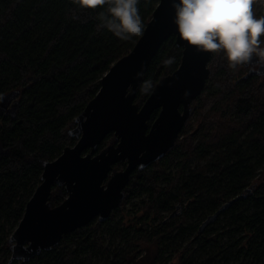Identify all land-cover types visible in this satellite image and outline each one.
<instances>
[{"label": "trees", "instance_id": "trees-1", "mask_svg": "<svg viewBox=\"0 0 264 264\" xmlns=\"http://www.w3.org/2000/svg\"><path fill=\"white\" fill-rule=\"evenodd\" d=\"M157 3L137 0L141 31L131 34L114 27L118 20L110 12L113 0L95 6H82L79 0H0V210L13 213L17 223L41 182L44 161L55 159L75 143L69 131L76 116L95 96L112 64L133 48ZM250 9L255 18L264 17V0H252ZM259 39V47L264 48V35ZM182 53L174 35L162 44L143 74L135 102L143 104L156 83L179 66ZM209 67L204 89L191 102L192 117L174 146L163 158L132 173L120 206L107 221L93 219L65 234L51 249L54 258L47 264H71L81 252L86 253L84 264H91L94 253L108 254L104 233L122 228L117 214L143 192L150 198L139 210L146 217L153 214L154 220L161 217L163 208H173L171 199L185 192L198 197L193 210L209 213L218 210L223 200L240 195L222 214L231 217L230 225L264 234V81L257 75L246 77V67L241 62L232 66L223 49L213 54ZM157 115L155 110L150 120ZM113 141L114 135L108 134L99 150ZM194 156H204V165L191 169ZM176 158L179 167L172 178L167 171ZM124 166L119 162L114 168ZM212 169L215 174L206 176ZM162 175L170 179L165 187L158 185ZM32 177L37 182L29 185ZM66 196L65 188L54 184L51 205ZM184 223L198 226L188 221L186 212L178 221L165 227L160 224L161 230H142L139 238L129 240L128 252L141 246L146 251L138 264H160L163 240L175 227H181L177 234H182L187 229ZM77 233L82 236L74 238ZM219 235H204L205 242L217 241ZM70 241L74 246L64 248ZM2 249L11 251L9 239L0 245ZM225 251L215 250L204 264ZM30 264H44L43 256L33 257Z\"/></svg>", "mask_w": 264, "mask_h": 264}, {"label": "water", "instance_id": "water-1", "mask_svg": "<svg viewBox=\"0 0 264 264\" xmlns=\"http://www.w3.org/2000/svg\"><path fill=\"white\" fill-rule=\"evenodd\" d=\"M173 3L158 0L133 48L112 64L95 96L76 116L69 131L76 142L67 145L55 159L44 161L41 182L9 238L8 264L14 260L27 262L51 250L65 234L86 226L96 216L99 221H107L122 202L131 174L163 158L174 146L191 116V102L204 89L216 50H204L184 40L174 23ZM173 35L177 45L183 47L180 64L156 83L140 105L135 98L143 74ZM157 109L159 113L150 123ZM110 133L117 143L99 150ZM122 161L125 168L108 178L114 165ZM54 184L63 186L67 196L52 206Z\"/></svg>", "mask_w": 264, "mask_h": 264}, {"label": "rangeland", "instance_id": "rangeland-1", "mask_svg": "<svg viewBox=\"0 0 264 264\" xmlns=\"http://www.w3.org/2000/svg\"><path fill=\"white\" fill-rule=\"evenodd\" d=\"M218 50V49H217ZM216 50V51H217ZM215 51V52H216ZM214 52V53H215ZM191 126L193 120H191ZM76 142V141H75ZM197 143V140H195ZM264 177V176H263ZM29 185L35 183L36 179L31 178ZM39 183V182H38ZM141 195V194H140ZM132 197L126 204L125 211L117 214L116 220L122 218L123 226L114 232L106 231L103 235L104 248L108 250V254L96 252L93 255L91 264H138L137 261L145 253L146 249L141 246L133 248L128 252L129 240H136L142 234V230H161L163 226L179 220V217L172 219L164 217L154 220L150 216L142 215L141 209L133 204ZM177 199H171L172 207L175 206ZM171 206V205H170ZM123 209V208H122ZM171 208H163V216H165ZM187 210L190 213L188 221L196 223V227H188V223H184L183 227L187 229L182 234H177L181 227H175L172 232L166 236L162 242L163 253L160 257V264H204L205 260L217 249H226L220 256L214 257L211 264H264V234L257 231H247L238 226V224L230 225L232 219L226 218L225 215L217 220H205L199 216L200 212L206 209H199L198 217L202 219H193L197 215H193L192 204L187 205ZM207 211V210H206ZM173 221V222H172ZM162 224L163 226L159 227ZM18 223L15 216L6 214L0 210V245L10 238L11 232L15 230ZM110 225H114L112 222ZM219 233L217 241L210 240L205 242L204 235L215 236ZM128 235V239L126 236ZM82 233L75 234L74 238H79ZM216 242L218 244H215ZM10 246L11 242L9 240ZM74 246V242L70 241L64 248ZM256 255L253 253L255 250ZM11 250V249H10ZM134 257H133V255ZM11 256V251L6 249L0 251V264H7ZM43 256V263L47 264L54 258L52 250L47 254L46 251L41 253ZM86 253L81 252L80 255L72 261L71 264H84ZM21 260H14L12 264H20ZM148 263V261H145ZM30 264L31 260L24 262ZM153 264V263H150Z\"/></svg>", "mask_w": 264, "mask_h": 264}, {"label": "clouds", "instance_id": "clouds-1", "mask_svg": "<svg viewBox=\"0 0 264 264\" xmlns=\"http://www.w3.org/2000/svg\"><path fill=\"white\" fill-rule=\"evenodd\" d=\"M98 0L97 3H103ZM82 6H95L89 0H79ZM137 0H113L110 12L118 23L116 29L131 34L141 31ZM252 0H174L179 34L189 44L204 50L223 49L228 61L249 60L253 53L264 58L259 37L264 35V17L255 18L250 9ZM117 31V35H120Z\"/></svg>", "mask_w": 264, "mask_h": 264}, {"label": "built area", "instance_id": "built-area-1", "mask_svg": "<svg viewBox=\"0 0 264 264\" xmlns=\"http://www.w3.org/2000/svg\"><path fill=\"white\" fill-rule=\"evenodd\" d=\"M192 117V113H191V116H190V118ZM178 161H179V158H176L175 160H174V162L172 163V165H171V167L168 169V171H167V173H170L171 172V176H172V178H174L176 175H177V169H178ZM191 162H192V164H191V169H194L195 167H196V165L197 164H199V165H201V166H203L204 165V163L206 162V158L204 157V156H194L192 159H191ZM186 175H188V169L186 170V173H185ZM215 174V171L212 169V170H210V171H207V173L205 174L206 176H213ZM170 181V179H166L165 178V176H160L159 178H158V185L160 186V187H165L166 185H167V182H169ZM236 196H238V195H236ZM236 196H234V197H230L229 199H227L226 201L225 200H223L222 202H221V204H222V206L218 209V210H216L215 212H213V213H209V212H200L199 213V216H201V215H203V214H207V217H205V218H203V219H205V220H216V219H219L220 217H222L224 214H222L223 212H224V210L227 208H225V209H223L222 211H220L219 213H218V211L224 206V205H227V204H230L231 203V201L232 200H235V199H237L238 197H236ZM149 198H150V194L148 193V192H143V193H141V195L140 194H138V195H136V196H134V198H133V200H132V202H133V204L134 205H136L137 206V208H139V207H141L145 202H147L148 200H149ZM233 198V199H232ZM197 199H198V197L197 196H190V195H188L187 194V192H185L180 198H178L177 199V202L175 203V206L173 207V208H171V210L165 215V216H163V209H162V211H161V217L160 218H162V217H164V219H166V218H169V219H172V218H175V217H179V219H180V217H181V215L182 214H184V213H186L187 212V215H188V217H189V212H188V210H187V205L188 204H194V203H196L197 202ZM128 203V202H127ZM127 203H125V205L123 206V209L125 210L126 209V204ZM191 211H194L193 213H191V214H193V215H197V216H195L193 219H200L201 217H198V212H197V210L195 211V210H191ZM152 215L153 214H150L149 216L150 217H152ZM148 216V217H149ZM159 218V219H160ZM14 232V231H13ZM13 232H11V235H12V233ZM11 235H10V237H11ZM8 262H9V260H8Z\"/></svg>", "mask_w": 264, "mask_h": 264}, {"label": "flooded vegetation", "instance_id": "flooded-vegetation-1", "mask_svg": "<svg viewBox=\"0 0 264 264\" xmlns=\"http://www.w3.org/2000/svg\"><path fill=\"white\" fill-rule=\"evenodd\" d=\"M245 67H246V77L250 76H259V78L264 81V58L260 57L258 54L253 53L249 60L245 61V62H241ZM158 113H159V109H157ZM153 120H150L149 122L152 123ZM184 127V126H183ZM181 132V131H180ZM113 134V133H112ZM180 134V133H179ZM114 135V134H113ZM179 137V136H178ZM114 143H117V141L115 140V135H114ZM125 163L126 166V162L122 161ZM115 166V165H114ZM121 167V168H113V171L110 172V174L108 175V178H110V176L114 173V171H119L125 168ZM132 176V174H131ZM131 179V178H130ZM121 204V203H120ZM120 206V205H119ZM118 206V207H119ZM117 207V208H118ZM116 208V209H117ZM115 210V209H114ZM114 210L111 212L110 216L114 213ZM99 216L94 217V219H98ZM110 218V217H109ZM99 220V219H98Z\"/></svg>", "mask_w": 264, "mask_h": 264}, {"label": "snow or ice", "instance_id": "snow-or-ice-1", "mask_svg": "<svg viewBox=\"0 0 264 264\" xmlns=\"http://www.w3.org/2000/svg\"><path fill=\"white\" fill-rule=\"evenodd\" d=\"M98 2V0H89V3L95 5Z\"/></svg>", "mask_w": 264, "mask_h": 264}]
</instances>
